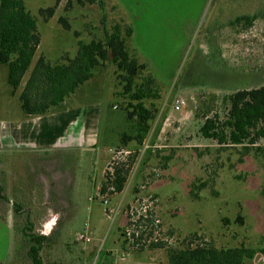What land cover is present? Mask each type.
I'll use <instances>...</instances> for the list:
<instances>
[{"label": "rangeland", "instance_id": "374dc122", "mask_svg": "<svg viewBox=\"0 0 264 264\" xmlns=\"http://www.w3.org/2000/svg\"><path fill=\"white\" fill-rule=\"evenodd\" d=\"M25 3L41 36L32 65L41 54L52 63L74 57L79 41L103 40L116 25L131 29L125 41L144 65L135 83L149 129L138 144L137 116L128 117L136 100L108 60L49 112L55 122L46 124V140L57 141L15 147L12 125L26 116L18 93L29 71L12 93L0 64V261L32 264L28 225L48 236L41 264H166L164 250L123 248L128 220L150 221L130 226L135 236L152 230L168 243L196 233L218 247L264 246L263 139L219 145L200 133L205 115L224 117V95L264 85V0ZM51 6V16L40 14ZM123 133L132 138L122 144ZM115 168L127 170L120 192L108 178ZM13 200L22 205L18 213ZM80 233L91 241L77 239Z\"/></svg>", "mask_w": 264, "mask_h": 264}, {"label": "trees", "instance_id": "16d2710c", "mask_svg": "<svg viewBox=\"0 0 264 264\" xmlns=\"http://www.w3.org/2000/svg\"><path fill=\"white\" fill-rule=\"evenodd\" d=\"M59 1L55 0V3L58 4ZM53 9V6L43 8L40 14L51 16ZM36 21V17L26 8L25 0H0V64L7 67L6 82L11 86L12 93L21 86L22 79L29 71L18 93L22 112L26 116L51 112L79 85L93 77L96 68L110 60L116 66L117 76L123 82L124 93L132 92L131 97L136 100L134 109L128 112V117L137 116L139 133L133 138L141 144L144 133L149 129L147 120L150 111L143 106L141 99L144 93L135 83V77L142 71L144 65L130 53L125 41V36L130 35L131 29L127 28L123 33L116 25L112 31L105 34L103 40L79 41L74 57L67 56L62 62L52 63L41 54L32 65V59L41 41ZM222 101L226 105L224 117L220 118L217 113L212 116L205 115L200 126L203 137L212 139L219 145L244 146H253L264 137V85L237 89L224 95ZM131 138L130 135L123 133L122 144ZM126 175L127 170L115 168L111 176H108L112 178L109 182L113 184L116 192L123 189ZM105 188L106 184H103L100 191L104 192ZM0 196L5 200V195L1 193ZM12 203L14 213L21 211V203L14 200ZM144 216L145 214H141L139 218L143 219ZM149 222L129 220L126 222L120 229L124 249L164 250L166 264H246L257 252L264 257V246L254 248L238 244L218 247L196 233L168 243L165 234L153 236L152 230L146 236L143 235L144 231L138 236H135V232L128 231L132 225H147ZM22 228L26 236L23 240L28 243L27 254L32 264H41L39 250L44 241L48 240V236L32 233L29 225ZM0 264L4 263L0 261Z\"/></svg>", "mask_w": 264, "mask_h": 264}, {"label": "crops", "instance_id": "0c3cea01", "mask_svg": "<svg viewBox=\"0 0 264 264\" xmlns=\"http://www.w3.org/2000/svg\"><path fill=\"white\" fill-rule=\"evenodd\" d=\"M50 113L47 114H43V115H33V116H25L21 122H18V124H14L12 125L13 127V131H14V135H11L12 138H10V144H12L15 147H19V146H26V147H43L44 143H52L57 141V138H54L55 140H53L52 142L47 141L46 139H48L49 134L47 133V128H46V124L48 122L50 123H54V117H51L49 115ZM41 128H43V130H41ZM34 130V138L32 139L31 136L29 135L31 133V131ZM41 135V136H40ZM5 136V135H4ZM1 139H3V136L0 137ZM62 135L60 138H58V140H60V142L62 141ZM50 139L52 140V138L50 137ZM263 140V146H264V137L262 138ZM19 145V146H18ZM49 144H46V147ZM53 145V144H52ZM11 146V145H10ZM51 146V144H50ZM263 174H264V167H263ZM260 253H256V255H258ZM255 255V256H256ZM254 256V257H255ZM261 257H259L258 260L263 261L264 262V257L262 254H260ZM257 256L253 259V263L252 264H256Z\"/></svg>", "mask_w": 264, "mask_h": 264}, {"label": "built area", "instance_id": "2783aa9c", "mask_svg": "<svg viewBox=\"0 0 264 264\" xmlns=\"http://www.w3.org/2000/svg\"><path fill=\"white\" fill-rule=\"evenodd\" d=\"M182 104H183V101H180V103H178L175 107L178 109L181 107ZM77 239L83 241L84 243H88L91 241V237L86 233L78 234Z\"/></svg>", "mask_w": 264, "mask_h": 264}]
</instances>
